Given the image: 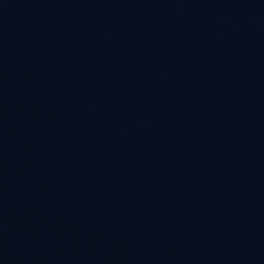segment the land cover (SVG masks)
Masks as SVG:
<instances>
[{
	"label": "water",
	"instance_id": "water-1",
	"mask_svg": "<svg viewBox=\"0 0 264 264\" xmlns=\"http://www.w3.org/2000/svg\"><path fill=\"white\" fill-rule=\"evenodd\" d=\"M0 264H264V0H0Z\"/></svg>",
	"mask_w": 264,
	"mask_h": 264
}]
</instances>
